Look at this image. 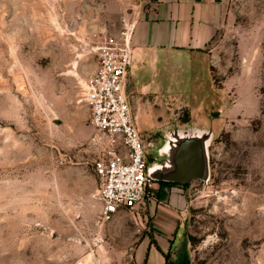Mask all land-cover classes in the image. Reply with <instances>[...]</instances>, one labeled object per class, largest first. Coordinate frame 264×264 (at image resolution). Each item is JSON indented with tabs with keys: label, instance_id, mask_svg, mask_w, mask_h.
Returning <instances> with one entry per match:
<instances>
[{
	"label": "rangeland",
	"instance_id": "374dc122",
	"mask_svg": "<svg viewBox=\"0 0 264 264\" xmlns=\"http://www.w3.org/2000/svg\"><path fill=\"white\" fill-rule=\"evenodd\" d=\"M136 1L0 0V264H135L150 240L146 209L101 218L81 98ZM183 60L155 90L126 78L148 164L174 132L208 136L207 179L169 186L185 199L169 263L264 264V0H228L198 61Z\"/></svg>",
	"mask_w": 264,
	"mask_h": 264
},
{
	"label": "crops",
	"instance_id": "0c3cea01",
	"mask_svg": "<svg viewBox=\"0 0 264 264\" xmlns=\"http://www.w3.org/2000/svg\"><path fill=\"white\" fill-rule=\"evenodd\" d=\"M227 1L137 0L130 38L133 52L130 77L136 80L147 74L143 80L146 86L142 88L155 90L158 83L165 82L163 76L171 74L174 58H183L185 63L198 61V55L219 28ZM184 206L185 199L177 189L155 185L154 197L146 204L151 241L143 243L135 264L169 263L183 226Z\"/></svg>",
	"mask_w": 264,
	"mask_h": 264
},
{
	"label": "built area",
	"instance_id": "2783aa9c",
	"mask_svg": "<svg viewBox=\"0 0 264 264\" xmlns=\"http://www.w3.org/2000/svg\"><path fill=\"white\" fill-rule=\"evenodd\" d=\"M131 33L132 25L122 33L121 42L110 40L100 48L98 66L82 88L87 122L94 132L91 141L101 148L94 171L100 181L104 222L122 212L146 209L155 183L147 175V150L126 98V78L133 58Z\"/></svg>",
	"mask_w": 264,
	"mask_h": 264
},
{
	"label": "water",
	"instance_id": "95a60500",
	"mask_svg": "<svg viewBox=\"0 0 264 264\" xmlns=\"http://www.w3.org/2000/svg\"><path fill=\"white\" fill-rule=\"evenodd\" d=\"M161 140L164 145L159 157L147 166L146 172L151 180L157 183L184 185L192 180L207 179L209 172L207 134L174 132L167 139ZM205 167L207 176L204 178Z\"/></svg>",
	"mask_w": 264,
	"mask_h": 264
},
{
	"label": "bare ground",
	"instance_id": "6f19581e",
	"mask_svg": "<svg viewBox=\"0 0 264 264\" xmlns=\"http://www.w3.org/2000/svg\"><path fill=\"white\" fill-rule=\"evenodd\" d=\"M207 176V169L206 167L204 168L203 170V177L205 178ZM156 178H159V177H156ZM86 263V262H85Z\"/></svg>",
	"mask_w": 264,
	"mask_h": 264
},
{
	"label": "trees",
	"instance_id": "16d2710c",
	"mask_svg": "<svg viewBox=\"0 0 264 264\" xmlns=\"http://www.w3.org/2000/svg\"><path fill=\"white\" fill-rule=\"evenodd\" d=\"M160 185H166V186H171V184H168V183H159ZM167 264H170V263H167Z\"/></svg>",
	"mask_w": 264,
	"mask_h": 264
}]
</instances>
